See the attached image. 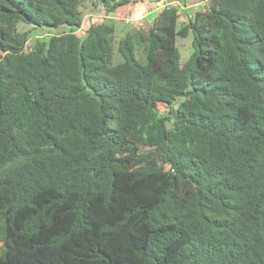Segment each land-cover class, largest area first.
I'll return each instance as SVG.
<instances>
[{"label":"trees","instance_id":"obj_1","mask_svg":"<svg viewBox=\"0 0 264 264\" xmlns=\"http://www.w3.org/2000/svg\"><path fill=\"white\" fill-rule=\"evenodd\" d=\"M132 2L0 0V264H264V0Z\"/></svg>","mask_w":264,"mask_h":264},{"label":"rangeland","instance_id":"obj_2","mask_svg":"<svg viewBox=\"0 0 264 264\" xmlns=\"http://www.w3.org/2000/svg\"><path fill=\"white\" fill-rule=\"evenodd\" d=\"M140 3H134L132 2L131 6L124 7L123 9H119L116 14L105 16L103 13H101L100 10H95L91 7L90 4H86V6L83 8L84 11V20L83 25L80 30H78V34L84 35L85 31L90 27L93 23H101V22H107V23H113L116 27V40H115V62H120L122 60L121 55L118 52V44L119 41L126 36L129 30L134 29L136 27H146L147 26V18L143 17L142 15L137 16L132 11V8L134 7H142V5H138ZM207 1L204 5L206 6ZM184 5V4H183ZM181 8V6H179ZM197 8V9H196ZM131 9V10H130ZM203 9V7L196 6L194 9H192L191 12H195V10ZM152 10V9H150ZM182 12H185L186 10L182 9ZM126 19H129V24H126ZM186 23V18H182L181 24L184 25ZM19 30L20 31H32V37H47L53 34H56V31H49V30H33V28L30 25L20 23L19 24ZM192 40L193 36L190 34L187 38H178V47L181 51V61L184 63L188 60V58L191 55L192 52ZM164 106H161L163 109Z\"/></svg>","mask_w":264,"mask_h":264},{"label":"crops","instance_id":"obj_3","mask_svg":"<svg viewBox=\"0 0 264 264\" xmlns=\"http://www.w3.org/2000/svg\"><path fill=\"white\" fill-rule=\"evenodd\" d=\"M206 1L208 0H144L143 3L138 4V5H142V7H134L130 12H134L135 15L137 16L142 15L143 17L146 18L148 17L147 18V22H148L151 21L150 18L152 16H155L164 6H176V7L181 6L182 9L186 10L185 12H191L192 9H194L196 6H200L204 8ZM131 4L132 3L123 6L120 9H123L124 7H129L131 6Z\"/></svg>","mask_w":264,"mask_h":264},{"label":"built area","instance_id":"obj_4","mask_svg":"<svg viewBox=\"0 0 264 264\" xmlns=\"http://www.w3.org/2000/svg\"><path fill=\"white\" fill-rule=\"evenodd\" d=\"M207 5V4H206ZM101 11V10H100ZM101 13H103L105 16H106V14H105V12L104 11H101ZM129 19H126V21H125V23L126 24H129ZM80 30V29H79ZM78 30H76V33L78 34V32H77Z\"/></svg>","mask_w":264,"mask_h":264}]
</instances>
